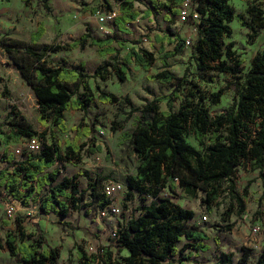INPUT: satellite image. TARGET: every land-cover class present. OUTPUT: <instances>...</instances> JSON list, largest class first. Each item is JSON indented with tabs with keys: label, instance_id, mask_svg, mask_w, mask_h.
<instances>
[{
	"label": "trees",
	"instance_id": "obj_1",
	"mask_svg": "<svg viewBox=\"0 0 264 264\" xmlns=\"http://www.w3.org/2000/svg\"><path fill=\"white\" fill-rule=\"evenodd\" d=\"M29 4L32 0H21ZM117 15L113 19L115 28L128 33V25L139 13L134 9V0H118ZM187 3L189 12L186 17L195 28V39L190 46V58L196 62L199 70H214L231 75L233 80L224 87L209 95L211 103L219 102L220 96L227 89L233 91L232 104L214 116H210L204 107V95L187 79L188 67L181 76L169 71L168 58L179 54L185 48V39L174 29L168 28L162 37L156 35L159 44L158 54L161 69L147 75L150 81L170 84L172 90L166 94L146 101L140 109H134L131 131L121 134L128 140L133 150L137 166L135 173L127 175L125 187L127 196L133 192L147 194L154 199L141 207V215L130 217L124 225L119 226L110 238L117 250H126L127 255L118 261L111 260V251L101 248L105 264H185L189 260L187 249L205 251L209 247L204 242L208 236L196 226L183 223L192 219L194 212L175 205L168 197H158V192L167 187L170 192L177 185L191 197L202 193L201 202L211 211L218 198L226 193L229 208L223 213L226 222L224 228L230 230L233 223L229 215L233 204L237 205V213L244 210L242 197L235 191L233 175L241 160H251L261 170L264 166V46L250 60L248 71L241 74L243 60L232 50V43L223 49L221 38L230 37V22L236 20L240 25L253 29L262 27L263 11L247 7L252 25L244 16L235 13L228 0H163L152 1V7L165 11L167 21L174 23L173 18L182 14L181 6ZM95 10V9H94ZM93 10V11H94ZM197 13V19L192 17ZM185 18V16H184ZM44 34V26L39 23L30 34L29 40L8 38L4 50L31 88L39 108L38 122L46 126H55L60 132L67 131L64 112L77 110L83 113L94 103L115 104L119 98L112 92L95 87L94 97L88 83L90 77L106 80L113 72L119 82L125 80L127 66L134 63L144 71H148L154 62V54L144 48L131 47L119 62V52L123 41L112 36L96 38L89 29L77 39L66 43H43L39 39ZM116 43V48L113 43ZM173 44L170 51H164L163 43ZM95 46L100 56L108 55V60L99 63L90 75L84 71V63L77 67L51 66L45 60L50 53L63 50ZM188 87L190 98L179 103L176 111L172 110L173 102L178 98L180 90ZM79 88L82 92L78 93ZM164 101L167 110L160 111L159 103ZM9 131L2 142H18L21 138L38 136L41 138V149L29 153L21 160H14L3 151L4 168L0 170V202L17 201L23 206L36 202L43 213H55L65 217L68 209H79L84 191L78 186V176H62L58 180L59 169L45 171L57 161L71 162L81 159V152L90 155L100 151L96 144L94 128L90 124L79 122L70 127V137L63 143L51 136L47 140L46 133L34 130L24 120H10ZM190 128L194 139L202 145L197 150L185 140V131ZM82 138L84 140L80 141ZM208 144L204 145V139ZM105 177L88 180L87 189L95 201L96 207L105 208L110 200L98 189ZM226 185L224 186V184ZM246 194L244 190L243 195ZM70 201V206L60 198ZM36 235L25 232L20 222L16 230L4 233V245L9 256L15 257L22 264H56L58 251L55 248H43L45 238L37 229ZM31 238L28 242L27 239ZM215 243L217 244V238ZM184 240L177 248L176 243ZM2 244L0 242V248ZM241 254L233 262L231 252L215 254V264H247L251 248L241 247ZM77 264H95V255H88L77 250ZM254 264H264V252L254 260Z\"/></svg>",
	"mask_w": 264,
	"mask_h": 264
},
{
	"label": "rangeland",
	"instance_id": "obj_2",
	"mask_svg": "<svg viewBox=\"0 0 264 264\" xmlns=\"http://www.w3.org/2000/svg\"><path fill=\"white\" fill-rule=\"evenodd\" d=\"M152 1L163 0H134V9L139 15L128 25L129 32L123 33L115 28L113 19L102 23L98 21L99 15L109 11H116L117 15L118 0H32L29 4H24L21 0H0V170L4 168V149H6L5 155H11L14 160H21L27 154L34 153L27 147L26 138L8 144L2 142L4 135L9 131L10 120L22 119L34 130L44 131L48 141L51 136L56 137L60 141L62 151L64 140L71 136L70 127L79 122L90 124L94 128L96 144L101 146L100 151L88 156L81 152V159L78 162L76 159L71 162L57 161L45 170L59 169L58 180L62 176L80 173L77 178L78 188L84 191V198L80 201L79 209L70 207L67 215L61 217L55 213H43L36 202H31L27 209L17 204L15 215L9 219L5 216V209L12 201L0 203V241L4 240L6 231L15 232L16 223L20 222L28 234L36 235L39 229L46 241L43 248H55L58 251L56 264H77L78 249L88 255L97 256L98 260L95 264H105L102 247L111 251L113 261H118L127 255L126 250H117L110 238L130 217L140 216L141 207L154 198L137 192L127 196L125 178L135 173L137 159L130 143L123 139L121 134L124 131H131L133 117L137 114L134 109H140L146 101L154 97L168 94L173 88L170 84L147 79V75L161 69L156 35L162 37L167 33V29L171 28L189 41L179 54L167 59L170 65L168 69L173 75L181 76L188 67L187 79L191 80L199 93L204 95L203 105L211 117L232 104L231 89L223 92L218 103L213 104L209 100L212 92L233 80L231 75L214 70H199L194 59L189 57L190 46L196 36L195 28L186 17L189 5H182L185 14L174 17V23H169L165 11L153 8ZM228 3L235 13L242 14L251 25L253 23L246 12L247 7L263 11L262 27L252 25L254 28L250 29L233 20L230 22L232 30L230 37L221 38L223 49L231 42L232 50L243 60L240 71L244 74L250 67L252 56L264 46V0H228ZM194 14L197 17V13ZM39 23L44 26V34L39 39L40 42L60 44L71 42L88 28L93 37L114 35L116 39L124 42L119 52L120 63L131 47L152 51L154 62L148 71L130 63L123 82H119L113 72L106 80L90 77L88 83L94 97L97 96L95 87L98 86L104 91L117 95L119 102L94 103L87 107L85 113L77 110L65 111L64 121L67 131L62 133L49 123L43 126L38 122L40 112L36 98L8 57L2 43V41L7 43L8 38L28 41L30 34L36 30ZM113 45L118 48L115 42ZM163 48L164 51H170L173 44L164 42ZM45 60L51 66L68 68L77 67L83 62L84 71L91 75L99 63L108 60V55L100 56L95 46L86 45L81 49L50 53ZM188 87L180 90L178 98L173 102V111L178 109L181 101L190 98ZM80 92H82L81 88L78 90V93ZM159 109L167 110L164 101L159 103ZM184 136L188 144L197 150H202L203 146L194 139L190 128L186 129ZM82 140L84 138L80 141ZM203 144H208L206 138ZM97 177H105L98 186L101 193L104 185L109 181L117 182L122 186L118 193L110 197V203L101 210L96 207L95 201L90 196V190L87 189L88 180L94 181ZM232 179L235 191L242 197L244 210L240 214L237 213L238 207L233 204L228 218L229 222L233 223L230 230L224 228L226 222L223 220V213L230 205L226 193H223L218 198L217 204L208 211L206 205L201 202L202 193H198L196 197L186 195L175 181H173L175 184L173 192L167 187L159 190L158 197H168L175 205L194 212L193 218L184 222V225L196 226L208 236L204 242L209 248L205 251L187 249L185 253L190 254L185 264H215V254L221 251L231 252L232 260L236 263L241 254V247L251 248L247 264H254L255 258L264 252V166L259 170L251 160H241ZM244 190H246L245 195H243ZM60 199L70 206L67 198ZM111 208L117 211L111 212ZM254 227L259 228L258 232H253ZM214 238H217V244ZM30 239L29 237L27 242ZM183 242L184 240L177 242L176 247L179 248ZM4 251L6 252L5 247L0 248V264H18L15 258H10Z\"/></svg>",
	"mask_w": 264,
	"mask_h": 264
},
{
	"label": "built area",
	"instance_id": "obj_3",
	"mask_svg": "<svg viewBox=\"0 0 264 264\" xmlns=\"http://www.w3.org/2000/svg\"><path fill=\"white\" fill-rule=\"evenodd\" d=\"M183 5H187V3H184ZM196 13V12H195ZM182 14H185V11H182ZM194 17H196V15L193 13ZM116 17V11H109L105 14H101L98 16V21L100 23L102 22H106L108 20H112ZM185 44H189L188 40H185ZM27 139V147L34 152H37L41 149V145H42V141L41 138L38 136H33L30 138H26ZM173 181L177 182V178H173ZM122 189L121 184L117 183V182H113V181H109L107 182L103 189H102V193L108 197L110 199V197L112 195H114L115 193H118L120 190ZM18 204V206L23 207L24 209H27V206H23L21 205L19 202L12 200V202H10L9 205H7L6 209H5V216L7 218H12L15 213H16V205ZM117 209L115 208H111V212H116ZM206 217L204 216L203 219H205ZM259 228L258 227H254L253 228V232H258Z\"/></svg>",
	"mask_w": 264,
	"mask_h": 264
},
{
	"label": "crops",
	"instance_id": "obj_4",
	"mask_svg": "<svg viewBox=\"0 0 264 264\" xmlns=\"http://www.w3.org/2000/svg\"><path fill=\"white\" fill-rule=\"evenodd\" d=\"M0 203H2V202H0ZM1 242V244H2V246H1V248H3V247H5V245H4V240L3 241H0ZM6 248V247H5ZM5 252V251H4ZM5 253H7L8 254V252H7V249H6V252ZM4 254V253H3ZM8 256H9V254H8ZM10 258H15V257H11V256H9ZM16 259V258H15ZM14 259V260H15ZM15 262L16 263H18V264H22V263H20L17 259L15 260Z\"/></svg>",
	"mask_w": 264,
	"mask_h": 264
}]
</instances>
